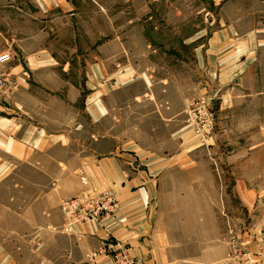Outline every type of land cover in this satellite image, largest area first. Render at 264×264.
Masks as SVG:
<instances>
[{
	"label": "crops",
	"instance_id": "crops-1",
	"mask_svg": "<svg viewBox=\"0 0 264 264\" xmlns=\"http://www.w3.org/2000/svg\"><path fill=\"white\" fill-rule=\"evenodd\" d=\"M1 4L18 12L19 21L82 28L91 1ZM258 11L264 14V6L243 10L240 20L250 23L244 31L230 15L216 37L227 50L208 57L212 79L228 88L221 108L229 120L235 109L251 108V96L263 100L258 142L215 163L182 143L190 92L200 96L204 84L212 91L216 82H204L202 54L196 53L193 73L167 65L159 76L154 64L140 75L133 63L139 55L119 36L89 35L96 51L81 48L75 34L72 51L4 52L12 61L1 66L0 264H240L230 259L228 221H245L264 201V16ZM28 40L18 35L8 42ZM109 44L114 54H106ZM142 56L154 59L155 52ZM94 192L112 193L115 212L102 223L68 226L62 203ZM250 264L264 263L255 257Z\"/></svg>",
	"mask_w": 264,
	"mask_h": 264
},
{
	"label": "rangeland",
	"instance_id": "rangeland-1",
	"mask_svg": "<svg viewBox=\"0 0 264 264\" xmlns=\"http://www.w3.org/2000/svg\"><path fill=\"white\" fill-rule=\"evenodd\" d=\"M4 0H0L3 3ZM89 16L85 19L83 27H56L55 25L43 26L42 21H19L18 12L8 11L0 5V53L10 51L13 54L19 50L32 51L35 48L45 51L63 52L72 51L77 47L74 44L75 34L84 42L81 48L98 50L97 44L88 43L87 38L93 39L95 34L101 35V39L109 41L115 36L126 41V47L136 53L133 60L138 73L144 75L147 68L154 64L155 73L162 75L163 66H181L191 73L196 62V53L203 55V79L204 82L212 79L209 71L212 52L218 53L227 44L219 43L216 37L226 30L230 23V15L238 16L240 20L243 10L262 8L264 0H90ZM96 2H100L98 6ZM99 10V11H98ZM36 14L35 12L33 13ZM258 18L264 16L260 11ZM11 18V20H10ZM41 19V17H40ZM49 21V19H48ZM248 21L240 20L237 26L242 31L248 28ZM18 35H26L30 40L18 44L8 42L9 37L15 39ZM221 39V38H220ZM234 48L231 46L230 49ZM15 51V53L13 52ZM106 54H114L117 49L114 44L105 48ZM155 52L154 59L142 56L145 52ZM16 56V55H15ZM132 62V61H131ZM215 62V61H213ZM171 64V65H170ZM171 68V69H172ZM215 68V66H214ZM4 69L0 66V80L3 78ZM189 72L187 73V78ZM193 75L191 74V77ZM216 81V78L212 79ZM258 80V78H257ZM141 81L139 83H143ZM211 89L205 87L200 96L193 97L188 103L186 111L188 121V135L182 141L189 148L202 151V158L206 163H215L218 158L226 161L231 151L254 146L258 142V105L260 97L251 96V108L235 109V120H229L222 110L223 102L228 90H221L219 79ZM1 88V87H0ZM142 94L143 88H140ZM5 91V90H4ZM240 92V91H239ZM3 91H0V95ZM206 112V113H205ZM66 116L72 112H66ZM205 113V114H204ZM209 115L210 120L207 119ZM144 127H147V125ZM249 135H248V134ZM169 143H173V140ZM172 145V144H171ZM237 153V152H236ZM252 176H258V172H252ZM259 179L252 181L258 184ZM259 191L258 188L255 189ZM264 201L259 205L256 201L250 216L245 221L235 219L228 221L230 233L231 253L230 259L240 264H250L255 257L264 263V257L260 254L262 249V231H264ZM237 216V215H236Z\"/></svg>",
	"mask_w": 264,
	"mask_h": 264
},
{
	"label": "built area",
	"instance_id": "built-area-1",
	"mask_svg": "<svg viewBox=\"0 0 264 264\" xmlns=\"http://www.w3.org/2000/svg\"><path fill=\"white\" fill-rule=\"evenodd\" d=\"M11 61L12 56L9 53L0 54V66H5ZM3 82V79H1L0 87L3 86ZM207 119L210 120L209 115H207ZM116 209L117 199L110 192L86 193L66 200L61 205V210L68 226L90 222L102 223L105 219L109 218ZM262 233H264V231H262ZM261 247L260 254L264 257V235H262ZM129 264L137 263L130 261Z\"/></svg>",
	"mask_w": 264,
	"mask_h": 264
}]
</instances>
